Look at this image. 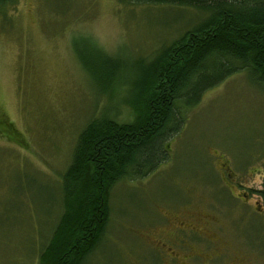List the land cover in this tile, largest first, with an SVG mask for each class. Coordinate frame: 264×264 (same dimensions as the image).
Masks as SVG:
<instances>
[{
  "label": "rangeland",
  "instance_id": "obj_1",
  "mask_svg": "<svg viewBox=\"0 0 264 264\" xmlns=\"http://www.w3.org/2000/svg\"><path fill=\"white\" fill-rule=\"evenodd\" d=\"M3 19L0 264H47L39 255L62 211V175L79 133L102 116L132 122L140 67L202 16L119 0H18ZM93 48L112 68H101ZM167 143L168 158L152 174L113 186L109 220L86 264H170L156 244L165 239L182 264H264L256 194L264 178V85L247 71L230 76L183 111ZM191 215L212 221L197 226L213 243L172 235L168 221ZM190 248L199 257L186 262Z\"/></svg>",
  "mask_w": 264,
  "mask_h": 264
},
{
  "label": "trees",
  "instance_id": "obj_2",
  "mask_svg": "<svg viewBox=\"0 0 264 264\" xmlns=\"http://www.w3.org/2000/svg\"><path fill=\"white\" fill-rule=\"evenodd\" d=\"M119 1L191 8L202 19L140 67L129 99L132 122L102 116L79 133L62 175V211L39 255L47 264H86L109 220L113 186L146 178L167 160V141L180 131L183 111L206 91L241 71L264 85V0ZM17 4L0 0V18L8 19ZM93 51L104 61L101 68H112L108 57ZM256 194L264 209V178Z\"/></svg>",
  "mask_w": 264,
  "mask_h": 264
},
{
  "label": "flooded vegetation",
  "instance_id": "obj_3",
  "mask_svg": "<svg viewBox=\"0 0 264 264\" xmlns=\"http://www.w3.org/2000/svg\"><path fill=\"white\" fill-rule=\"evenodd\" d=\"M204 219V218H203ZM197 220V222H196ZM207 221V224L204 223V222H201L200 219L196 216V215H191V216H181V217H176L174 219H172V222L168 221V227L172 230V235H177V234H181L182 233H185V234H190V235H199L201 236L202 238H204L205 240H210L211 243H213L214 241H212V239L209 238L210 235H208V231H207V228H203V229H200L199 226H197V223H202L203 225H211L212 224V221L209 220V219H206ZM168 228V229H169ZM186 232H189V233H186ZM179 236V237H180ZM178 237V238H179ZM177 238V239H178ZM171 243L168 242L167 239H165L164 241L163 240H158L156 241V244H159L158 245V248L162 249L163 248H166L165 251L168 250L169 254L166 255L167 259L170 261V264H182V260L178 258V256L175 254V250L169 245ZM169 246H168V245ZM185 246L183 247H186V248H189V246L187 247L186 244H190L189 241H186L185 240ZM191 254L192 256H190L189 258H186V262H188L190 259L194 258V257H199L198 254H195V252H193L191 249Z\"/></svg>",
  "mask_w": 264,
  "mask_h": 264
}]
</instances>
